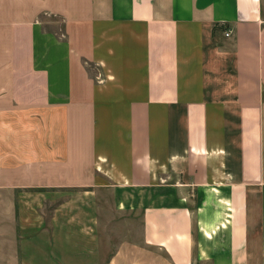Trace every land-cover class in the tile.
Listing matches in <instances>:
<instances>
[{
	"label": "crops",
	"instance_id": "obj_1",
	"mask_svg": "<svg viewBox=\"0 0 264 264\" xmlns=\"http://www.w3.org/2000/svg\"><path fill=\"white\" fill-rule=\"evenodd\" d=\"M103 259L264 264V0H0V264Z\"/></svg>",
	"mask_w": 264,
	"mask_h": 264
},
{
	"label": "rangeland",
	"instance_id": "obj_2",
	"mask_svg": "<svg viewBox=\"0 0 264 264\" xmlns=\"http://www.w3.org/2000/svg\"><path fill=\"white\" fill-rule=\"evenodd\" d=\"M44 19L48 22V23H45L46 25L53 27V28L55 27V29H58L59 32H61L59 30V28L61 30L64 29L63 22L60 19V17H56L53 15H44ZM123 237L127 238V235H124ZM118 238H119L118 236L110 237V242H109V245H107V250H106L107 255L108 254L110 255L111 252L114 250V248L116 246L115 240L117 241ZM106 253H104V255ZM98 264H107V261L105 259H103L102 262L100 261V263H98ZM194 264H209V262L208 261H195Z\"/></svg>",
	"mask_w": 264,
	"mask_h": 264
},
{
	"label": "built area",
	"instance_id": "obj_3",
	"mask_svg": "<svg viewBox=\"0 0 264 264\" xmlns=\"http://www.w3.org/2000/svg\"><path fill=\"white\" fill-rule=\"evenodd\" d=\"M231 30H232L231 28H226L224 30V34L227 35V36L230 35L231 34Z\"/></svg>",
	"mask_w": 264,
	"mask_h": 264
}]
</instances>
